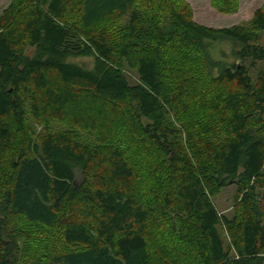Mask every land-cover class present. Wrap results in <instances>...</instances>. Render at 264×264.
<instances>
[{
  "label": "trees",
  "instance_id": "trees-1",
  "mask_svg": "<svg viewBox=\"0 0 264 264\" xmlns=\"http://www.w3.org/2000/svg\"><path fill=\"white\" fill-rule=\"evenodd\" d=\"M263 31L264 1L246 24L211 28L185 0H10L0 264H36L28 248L58 224L72 248L37 264H264V66L250 74ZM223 43L231 59L211 55ZM232 183L229 219L213 196ZM72 207L88 223L66 221Z\"/></svg>",
  "mask_w": 264,
  "mask_h": 264
},
{
  "label": "rangeland",
  "instance_id": "rangeland-1",
  "mask_svg": "<svg viewBox=\"0 0 264 264\" xmlns=\"http://www.w3.org/2000/svg\"><path fill=\"white\" fill-rule=\"evenodd\" d=\"M10 0H0V12L1 10L9 3ZM192 9V20L195 21L198 24L205 25L207 27L211 28H221V27H231L238 24H246L249 19L251 18L253 12L255 9L260 7L264 0H238L237 9L233 12H220L218 11L213 5L211 0H185ZM126 20V18H123V22ZM217 43H221L218 42ZM260 44L264 45V31L261 35ZM212 47H210L211 50ZM223 50L221 48L216 49V52H211V55L214 58H226L231 59L230 54L228 53V46L227 44L223 43L222 45ZM223 52H226V55H223ZM29 53H32V50L29 51ZM77 61H81L84 64H89L90 59L87 57H81L75 59ZM239 62V61H238ZM256 67H253L250 69V74L253 78H255L256 70L257 68L263 67L264 62H259L255 64ZM124 71L126 75L129 77V81L134 83L137 81V76L135 72L128 67L125 66ZM32 128L36 129V132L41 131V126L37 124H31ZM65 128L70 127V124L67 123V121H57L53 128ZM79 136L85 138L88 142H92L94 144L96 141L91 135V132L87 130H78L77 131ZM77 174V178H78ZM237 193V188L235 183L232 184H226L223 186L220 191L213 196V202L215 204V207L217 211L225 216L226 218H232L234 215L235 210V196ZM84 220V222L88 223V220L86 217L81 213L80 210L72 207L67 214L66 221H80ZM61 225L58 224L55 228L51 229H42L43 232L38 234V236H35L36 241L34 242L35 245L33 248L29 249V257L30 260H32L34 263L37 264V256L40 253L50 254L51 252H58L59 250L65 248H72L73 244H64L60 241V229ZM225 233H222V236L225 240L226 238V231Z\"/></svg>",
  "mask_w": 264,
  "mask_h": 264
}]
</instances>
